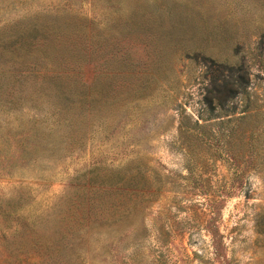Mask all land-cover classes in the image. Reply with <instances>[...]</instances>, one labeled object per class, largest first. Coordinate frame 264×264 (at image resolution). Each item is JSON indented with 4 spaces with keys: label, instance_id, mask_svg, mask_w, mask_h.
<instances>
[{
    "label": "rangeland",
    "instance_id": "1",
    "mask_svg": "<svg viewBox=\"0 0 264 264\" xmlns=\"http://www.w3.org/2000/svg\"><path fill=\"white\" fill-rule=\"evenodd\" d=\"M0 264H264V0H0Z\"/></svg>",
    "mask_w": 264,
    "mask_h": 264
},
{
    "label": "trees",
    "instance_id": "2",
    "mask_svg": "<svg viewBox=\"0 0 264 264\" xmlns=\"http://www.w3.org/2000/svg\"><path fill=\"white\" fill-rule=\"evenodd\" d=\"M30 31L29 35H33V32ZM221 100V99H220ZM22 101L21 99H14L11 103L10 106L12 109L17 108L19 106H21ZM69 107V104L67 103L63 108H59L56 109L58 112V117L56 118L58 123H63L65 125H68L70 127L73 128V124H72V117L74 115V113L77 112H87L89 111V109L92 107V103L91 102H81V103H77L74 104L71 108L66 109ZM214 109V108H213ZM188 127H191L189 124H187ZM197 127L204 129V126H200L198 123L196 124Z\"/></svg>",
    "mask_w": 264,
    "mask_h": 264
}]
</instances>
